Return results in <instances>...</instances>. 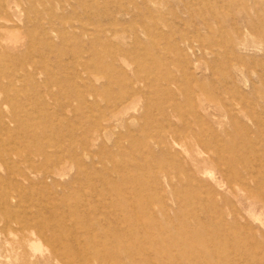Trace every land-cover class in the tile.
Masks as SVG:
<instances>
[{
    "label": "rangeland",
    "instance_id": "obj_1",
    "mask_svg": "<svg viewBox=\"0 0 264 264\" xmlns=\"http://www.w3.org/2000/svg\"><path fill=\"white\" fill-rule=\"evenodd\" d=\"M0 264H264V0H0Z\"/></svg>",
    "mask_w": 264,
    "mask_h": 264
},
{
    "label": "bare ground",
    "instance_id": "obj_2",
    "mask_svg": "<svg viewBox=\"0 0 264 264\" xmlns=\"http://www.w3.org/2000/svg\"><path fill=\"white\" fill-rule=\"evenodd\" d=\"M82 174V173H81ZM140 175V174H139ZM44 184V183H43ZM51 196V195H50ZM95 199V198H94ZM215 199V198H214ZM216 200V199H215ZM103 237V236H102ZM92 257V256H91Z\"/></svg>",
    "mask_w": 264,
    "mask_h": 264
}]
</instances>
